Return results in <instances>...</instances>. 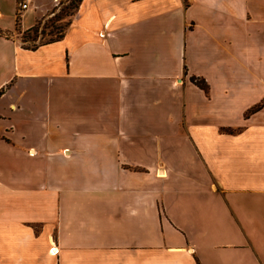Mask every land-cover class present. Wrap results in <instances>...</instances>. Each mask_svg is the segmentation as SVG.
<instances>
[{
  "label": "crops",
  "instance_id": "0c3cea01",
  "mask_svg": "<svg viewBox=\"0 0 264 264\" xmlns=\"http://www.w3.org/2000/svg\"><path fill=\"white\" fill-rule=\"evenodd\" d=\"M0 264H264V0H81L59 40L0 34Z\"/></svg>",
  "mask_w": 264,
  "mask_h": 264
},
{
  "label": "rangeland",
  "instance_id": "374dc122",
  "mask_svg": "<svg viewBox=\"0 0 264 264\" xmlns=\"http://www.w3.org/2000/svg\"><path fill=\"white\" fill-rule=\"evenodd\" d=\"M67 5H69L68 0H59L58 5H56L55 7L56 11H54V14L59 12L63 7ZM21 12L22 11L18 10V4H17L16 15H15L16 24L14 30L11 31L10 33L0 31V34L12 35L13 37H17L20 40V42H22L23 45L30 48L34 46V43L38 44L40 42L49 40L52 37L51 33H54L56 30H58L57 28L63 29L66 21L69 19V17L65 15V12L62 15V19L59 21L55 20L52 14L46 18H42L38 20L37 24L34 26V28L36 29L32 27L33 29L32 28L28 29L22 33V31L19 28V20H20ZM27 22L28 21L25 20V23ZM35 30L38 33L37 36L35 35L36 33L34 32ZM34 37H35V42L33 41Z\"/></svg>",
  "mask_w": 264,
  "mask_h": 264
},
{
  "label": "trees",
  "instance_id": "16d2710c",
  "mask_svg": "<svg viewBox=\"0 0 264 264\" xmlns=\"http://www.w3.org/2000/svg\"><path fill=\"white\" fill-rule=\"evenodd\" d=\"M69 1V5L63 7L59 12L53 14L55 20L59 21L62 19V15L63 13L65 12V15L67 17H69V19L66 21L65 23V26L63 29H60V28H57L58 30H56L54 33H51L52 37L49 39V40H46L44 42H40L38 44H35L34 43V46L31 47V48H34L36 47L37 45H40V44H43V43H47V42H52V41H56V40H59L61 39L64 34H65V31H66V28L68 27V25L70 24L71 22V19L72 17L75 15L77 9H78V6L81 2V0H68ZM34 28V27H33ZM32 28V29H33ZM36 29V28H34ZM36 32V30L34 31ZM35 35L37 36L38 33L36 32ZM33 41L35 42V37L33 38ZM191 80L197 85L199 86L200 88L204 89L205 91H207L208 89V85L206 83V81L203 79V78H198V77H192ZM260 105H256L254 107H252L249 112H252L256 109L259 108Z\"/></svg>",
  "mask_w": 264,
  "mask_h": 264
},
{
  "label": "built area",
  "instance_id": "2783aa9c",
  "mask_svg": "<svg viewBox=\"0 0 264 264\" xmlns=\"http://www.w3.org/2000/svg\"><path fill=\"white\" fill-rule=\"evenodd\" d=\"M34 0H17V4H18V10L19 11H24L26 10L33 2ZM59 1V0H57ZM54 247L50 248V251H52L53 253H56V249L53 251Z\"/></svg>",
  "mask_w": 264,
  "mask_h": 264
},
{
  "label": "bare ground",
  "instance_id": "6f19581e",
  "mask_svg": "<svg viewBox=\"0 0 264 264\" xmlns=\"http://www.w3.org/2000/svg\"><path fill=\"white\" fill-rule=\"evenodd\" d=\"M53 250H55V248H53Z\"/></svg>",
  "mask_w": 264,
  "mask_h": 264
}]
</instances>
